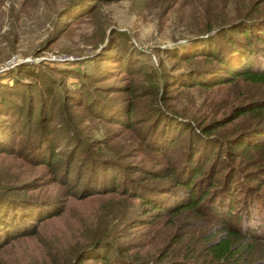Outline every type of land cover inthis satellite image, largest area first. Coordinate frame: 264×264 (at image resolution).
<instances>
[{"label": "rangeland", "instance_id": "374dc122", "mask_svg": "<svg viewBox=\"0 0 264 264\" xmlns=\"http://www.w3.org/2000/svg\"><path fill=\"white\" fill-rule=\"evenodd\" d=\"M68 1L0 0V65H4L11 56L20 59L13 66H0V77H6L5 71L8 69H15L18 64L25 63L22 65H33L32 74L38 79L42 77L43 80H39L41 88L47 86L52 91L54 85H59L58 90L51 93L53 98L50 100L53 113L59 119L55 127L49 130L54 149L64 151L69 147L74 148L73 140L72 144H67L68 139L63 136L65 133L60 127L62 121L68 124L70 129L67 133L70 136L74 133L86 135L85 149L97 144V152L104 154L102 157L107 155V161L130 164L128 166L133 176L146 175L148 168L166 167L167 163L161 155L169 152L172 155L176 148L171 150V145L166 142L160 154L161 151L144 142V136L139 137L141 122L136 121L153 112L148 103L151 96L143 95L140 88L141 83L146 84L140 71L144 67H155L159 60H162V65H171V59L161 49L169 47L172 54H176L180 48L191 45L195 36L200 35L208 23H212L214 19L210 14L214 9L220 10L223 15L232 13L244 8L245 0L100 1L95 15L63 21V31L51 39L52 22ZM249 1L260 3L259 0ZM72 11L68 14H72ZM108 41L116 47L105 48L109 45ZM118 44L127 62L122 59V49ZM117 54L121 60H110L111 56ZM190 61L193 60L177 63L180 69H187ZM40 65L45 67L43 72L39 69ZM194 65H197L196 62ZM105 68L110 71L103 72ZM97 70L102 72L99 75L103 76V81L96 86L91 85V98L88 95L90 89L82 87V79L85 75L96 74ZM6 78L7 84L14 85L15 81ZM26 79L22 78L21 81L25 82ZM101 84H105V87ZM100 88L107 90V95L120 100L121 104L125 103L127 110H131L129 117H140L127 125L129 120L120 124L113 118V113L108 114L105 109L95 112L93 107V111L88 112L86 104L95 98ZM41 91L45 93L43 89ZM165 94L164 104L158 103L161 113L173 111L202 128H207V125L213 128L210 132L211 154L217 142L220 141L221 145L233 144V139L246 132L249 134V144L255 138L263 139L264 109L245 110L241 114L236 111L250 107L253 100H262L264 103V84L236 77L209 87L177 85L168 88ZM14 95H9V99H19ZM67 97L70 104H61ZM36 104L33 102L30 106L36 110ZM52 121L53 116H47V127ZM169 127L176 134L180 131L173 122ZM249 130L259 132L252 133ZM18 142H22L19 136L15 140V147ZM235 147H231L233 155L244 166L264 168V142L256 146L249 145L246 150ZM22 153L20 155L16 151L13 155L0 152V163L11 165L9 171L4 170L2 176L6 178L0 179V185L9 180L27 194L46 196L50 201L43 202H51L50 207L57 205L58 208L43 215L45 218L42 220H32V228H36L34 232L14 237L1 246L0 264H53V255H58L60 264H64L79 247L91 242V246H86V252H78L76 258L67 263L99 264L100 261L89 259V255L86 257V253L94 249L95 242L101 239L114 244L120 255L136 260L153 261L160 251L163 257L172 255L175 258L186 253L204 258L208 255L206 245L209 241L227 236L221 230L222 223L208 215L185 209L171 212L165 209L167 207L155 208L142 202L146 199L137 196L136 191L129 192L121 188L116 191L81 192V179L73 181L70 177L54 175L49 165L34 162ZM27 179L32 182L19 184ZM240 230L237 232L238 237L230 238L233 246L248 242L242 236H250L256 239L257 248L264 247V225L253 231L254 236L247 229ZM46 249L52 251V257L44 255ZM57 263L58 260L55 261Z\"/></svg>", "mask_w": 264, "mask_h": 264}, {"label": "trees", "instance_id": "16d2710c", "mask_svg": "<svg viewBox=\"0 0 264 264\" xmlns=\"http://www.w3.org/2000/svg\"><path fill=\"white\" fill-rule=\"evenodd\" d=\"M100 1L108 0L68 1L67 5L57 12L49 38L52 39L62 32L64 29L62 25L72 18L95 15ZM248 1L245 0L243 9L225 15L220 10L214 9L210 14L214 20L203 28L200 35L195 36L191 45L185 47L187 50L182 47L176 54H172V49L169 47L161 49L162 53L171 59V65H162V60H159L155 67L148 66L141 69L140 72L144 75L142 79L146 84L141 83L140 88L143 95L151 96L148 103L153 112L149 116L140 118V121H136L141 122L139 137L144 136L146 138L144 142L155 150L161 151L160 154L164 151L162 149H165L166 142L171 145V150L174 151L176 148L172 155L170 152L167 155H161L162 160L167 163L166 167L148 168L146 175L142 177L132 175V170L128 166L130 164L107 161V155L102 157L101 155L104 154L97 152V144L85 149L86 135L80 136L74 133L70 136L67 133L70 129L67 127L68 124L62 121L60 127L65 133L63 136L67 137V144H72L73 140L74 148L69 147L64 151L59 148L54 149L55 144L51 141L49 130L55 127L59 119L53 113L50 100L53 98L51 93L58 90L59 85H54L55 89L52 91L47 86L41 88L39 80L43 79L42 77L38 79L35 74H32L33 65L26 66L22 65L25 63H20L15 69L10 68L5 71L6 77L15 81L16 86L7 84L6 77H0V109L3 108L0 111V152L2 154L15 155L17 151V154L21 155L23 151L22 154L27 155L30 160L49 165L54 175L70 177L73 181L81 179L82 188L79 191L84 193L94 190L116 191L125 188L129 192L136 191L137 196L146 199L141 200L142 202L149 203L155 208L167 207L165 209L171 212L185 209L195 214L208 215L214 221L222 223L221 230L227 234L224 238H215L207 243L206 254L208 255L204 258L186 253L175 258L172 255L163 257V252L160 251L153 261L136 260L127 255H120L119 249L114 244L101 239L95 242L94 249L86 253L89 259L100 261L99 264H264V247L257 248L255 238L242 236L248 242H239L235 244L236 246H233V241H230V238L238 237L237 232H241L240 228L247 229L248 233L253 235L254 230L264 225V168L244 166V163L238 161L233 155L231 147L236 148V145L246 150L249 145L256 146L263 143L264 136L260 140L255 138V141L250 142L251 144L247 141L249 136L247 132L233 139V144L221 145L219 141L215 144L214 153L211 154L210 132L213 128L208 125L207 128H202L194 121L185 120L173 111L161 113V105L158 106V103L164 104L163 99L168 88L177 85L209 87L236 77H242L252 83L264 84V0H259L258 4ZM71 9L73 13L68 14ZM108 44L105 48L116 47L112 46L111 41ZM118 46L122 49L119 44ZM121 57L127 62L123 49ZM195 57L200 59L194 60ZM110 60L121 59L117 54L111 56ZM186 60L193 61H190L187 69H180L177 62ZM195 62L197 65H194ZM39 67L42 72L45 70V67L41 65ZM107 71L110 70L105 68L103 72ZM100 73L102 72L97 70L94 76L85 75L82 79L84 85L82 87L90 89L88 95L91 98L93 91L91 85L96 86L103 81ZM22 78L26 81H21ZM105 84L101 86L104 88ZM103 88L97 89L95 98L86 104L88 112H92L93 107L95 112L105 109L108 114L113 113V118L120 124L129 120L127 125H131L134 118L140 117V115L134 116L133 119L129 117L131 110H127L126 104H121L120 100L108 96V91ZM41 89L45 93H42ZM9 95L17 96L19 99L11 100ZM65 95L70 96L68 93ZM33 102L38 103L36 110L30 106ZM61 104L69 105L68 97L64 98ZM24 105L25 108H23ZM250 105L236 111L237 114L245 110L264 109L262 100H253ZM49 115L53 116V121L47 127L46 118ZM12 116L14 117L11 118ZM171 122L180 130L177 134L169 127ZM249 132L258 133L259 131L249 130ZM18 136L22 142H18L15 147ZM235 140L237 142H234ZM9 167H11L10 164L0 163V179L5 180L6 177L2 174L4 170L9 171ZM31 182L27 179L20 181L19 184L25 185ZM43 201H50V199L46 196L27 194L20 190L16 183L12 185L9 180L0 185V247L14 237L34 232L36 228H32L31 221L42 220L45 218L43 215L58 208L57 205L50 207L51 202ZM87 245L91 246L92 242ZM87 245L83 244L79 247L73 257L71 255L64 264H68L69 260L72 262L78 252H86ZM50 251L46 249L44 255L52 257V251ZM98 252L99 255H97ZM53 259L58 260L57 264L61 263L58 255L57 257L53 255Z\"/></svg>", "mask_w": 264, "mask_h": 264}, {"label": "built area", "instance_id": "2783aa9c", "mask_svg": "<svg viewBox=\"0 0 264 264\" xmlns=\"http://www.w3.org/2000/svg\"><path fill=\"white\" fill-rule=\"evenodd\" d=\"M60 57V56H58ZM19 58L15 57V56H11L10 58H8L7 60H5V64L4 65H0L2 67H6V66H13L14 64L19 62ZM2 70V69H0Z\"/></svg>", "mask_w": 264, "mask_h": 264}]
</instances>
